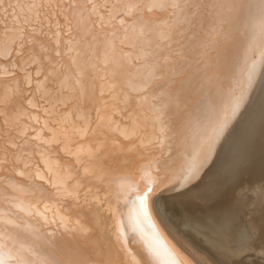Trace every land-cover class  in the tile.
I'll use <instances>...</instances> for the list:
<instances>
[{"label":"snow or ice","instance_id":"snow-or-ice-1","mask_svg":"<svg viewBox=\"0 0 264 264\" xmlns=\"http://www.w3.org/2000/svg\"><path fill=\"white\" fill-rule=\"evenodd\" d=\"M264 264V0H0V264Z\"/></svg>","mask_w":264,"mask_h":264},{"label":"bare ground","instance_id":"bare-ground-1","mask_svg":"<svg viewBox=\"0 0 264 264\" xmlns=\"http://www.w3.org/2000/svg\"><path fill=\"white\" fill-rule=\"evenodd\" d=\"M155 218L165 237L180 249L192 261V264H212L210 248L206 242L198 243L186 237L181 229L163 216L157 215Z\"/></svg>","mask_w":264,"mask_h":264}]
</instances>
